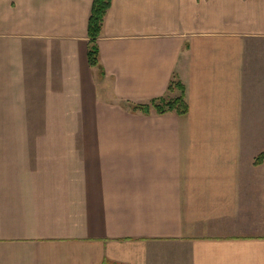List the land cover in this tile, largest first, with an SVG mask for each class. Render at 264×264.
<instances>
[{"label": "crops", "instance_id": "crops-1", "mask_svg": "<svg viewBox=\"0 0 264 264\" xmlns=\"http://www.w3.org/2000/svg\"><path fill=\"white\" fill-rule=\"evenodd\" d=\"M93 4L0 0V264H264V0Z\"/></svg>", "mask_w": 264, "mask_h": 264}, {"label": "trees", "instance_id": "trees-1", "mask_svg": "<svg viewBox=\"0 0 264 264\" xmlns=\"http://www.w3.org/2000/svg\"><path fill=\"white\" fill-rule=\"evenodd\" d=\"M111 6V0H94L91 17L89 20V62L92 67L99 65L100 51L98 47V39L101 35L103 23L107 11ZM180 89L181 96L175 99L160 98L153 100L148 105H132L134 112L142 111L149 115L154 110L159 115L175 113L179 116H185L189 112V106L186 101L185 88L177 77L172 80L169 91ZM264 162V153L256 159V165H261Z\"/></svg>", "mask_w": 264, "mask_h": 264}, {"label": "rangeland", "instance_id": "rangeland-1", "mask_svg": "<svg viewBox=\"0 0 264 264\" xmlns=\"http://www.w3.org/2000/svg\"><path fill=\"white\" fill-rule=\"evenodd\" d=\"M77 124L80 125V123H77ZM77 124L74 125V128H76ZM37 128H60V124H58L57 122H54V123H50V122L49 123H45V122H42L41 123L40 122V123H37Z\"/></svg>", "mask_w": 264, "mask_h": 264}]
</instances>
